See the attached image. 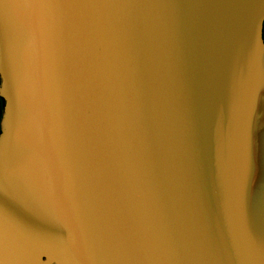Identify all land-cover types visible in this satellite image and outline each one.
I'll list each match as a JSON object with an SVG mask.
<instances>
[{"label": "water", "instance_id": "obj_1", "mask_svg": "<svg viewBox=\"0 0 264 264\" xmlns=\"http://www.w3.org/2000/svg\"><path fill=\"white\" fill-rule=\"evenodd\" d=\"M82 14L94 27L71 63L64 10L0 0V139L16 153L0 175L14 196L4 264H94L128 234L145 255L180 257L141 264H264V0Z\"/></svg>", "mask_w": 264, "mask_h": 264}, {"label": "snow or ice", "instance_id": "obj_2", "mask_svg": "<svg viewBox=\"0 0 264 264\" xmlns=\"http://www.w3.org/2000/svg\"><path fill=\"white\" fill-rule=\"evenodd\" d=\"M131 0H28L30 6L38 9H61L64 10L65 15L61 21L62 31L67 34L68 38V51L69 60L71 63H76V57L80 56L85 50L86 45L89 43L88 37L91 35L90 29L94 27L90 18L83 15L84 10L95 8H109L122 4L130 3ZM82 94L78 106V119L80 128V155L87 163L93 156V130L91 125L89 99V86L87 79L81 73ZM256 109V102L253 101L252 112L254 115ZM250 136H251V123H250ZM260 148L261 154L264 156V130L260 134ZM16 159V153L10 146L9 142L0 139V175H2L7 167L12 164ZM0 197L4 201H0V218L9 215L8 200H13L14 196L8 189L6 183L0 181ZM7 252V239L0 233V264H4ZM170 260L179 261V256L157 257L148 256L143 252L142 240L135 234H128L122 238L120 244L113 245L112 241L104 244L102 249L94 253L90 260L94 264H141L146 260Z\"/></svg>", "mask_w": 264, "mask_h": 264}, {"label": "trees", "instance_id": "obj_3", "mask_svg": "<svg viewBox=\"0 0 264 264\" xmlns=\"http://www.w3.org/2000/svg\"><path fill=\"white\" fill-rule=\"evenodd\" d=\"M2 108H3V100L0 97V118H1V114H2Z\"/></svg>", "mask_w": 264, "mask_h": 264}, {"label": "flooded vegetation", "instance_id": "obj_4", "mask_svg": "<svg viewBox=\"0 0 264 264\" xmlns=\"http://www.w3.org/2000/svg\"><path fill=\"white\" fill-rule=\"evenodd\" d=\"M263 38H264V27H263Z\"/></svg>", "mask_w": 264, "mask_h": 264}]
</instances>
